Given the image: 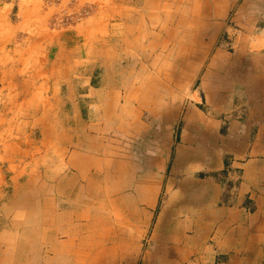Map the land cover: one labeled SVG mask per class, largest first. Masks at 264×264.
I'll list each match as a JSON object with an SVG mask.
<instances>
[{
    "label": "crops",
    "instance_id": "1",
    "mask_svg": "<svg viewBox=\"0 0 264 264\" xmlns=\"http://www.w3.org/2000/svg\"><path fill=\"white\" fill-rule=\"evenodd\" d=\"M150 4L139 1V15ZM183 7L186 13L167 18L160 13L140 17L150 21L145 32L158 43L145 45L146 37L137 38L143 48L165 44L169 66L154 62L149 80L139 81V88L155 89L152 96L160 104L158 90L166 87L172 97L163 115L180 114L183 160L170 171L161 208L171 217L163 230L169 233L173 258L168 263L264 264V0H184ZM124 20L117 24L123 26ZM166 23V37L159 39ZM129 44L120 47L126 50ZM63 46L51 50L56 57L50 60L49 81L56 88L51 95L58 102L60 89L71 88L67 97L77 108L76 122H85L72 134L71 128H41L47 143L27 145L29 157L15 163V174L8 175L11 187L0 191V264H85L90 257L94 262L99 231L102 247L111 246L110 235L106 238L111 220L105 219L109 186L105 180L94 186L87 120L93 103L98 105L93 113L102 118L104 104L107 110L116 107L103 97L119 86L111 78L123 66L111 63L112 51L92 44L80 47L67 40ZM121 52L114 56L127 58V51ZM59 56L74 63L56 64ZM160 72L168 74L161 80ZM177 88L182 93L177 95ZM9 168L4 164L2 171ZM160 186L153 181L139 187L142 195L148 193L146 206L155 205ZM96 190L105 199L95 196ZM100 215H105L103 228H97Z\"/></svg>",
    "mask_w": 264,
    "mask_h": 264
},
{
    "label": "rangeland",
    "instance_id": "2",
    "mask_svg": "<svg viewBox=\"0 0 264 264\" xmlns=\"http://www.w3.org/2000/svg\"><path fill=\"white\" fill-rule=\"evenodd\" d=\"M139 1L142 0H0V191L11 187L8 175L15 174V163L29 157L31 151L25 147L32 143H47L48 137L41 135V128L65 131L71 128L69 134H72L85 122L84 119L76 122L77 108L75 110L71 98L67 97L68 92L72 94L71 88L62 87L60 101H53L55 94L52 92L56 88L54 90L49 81L52 74L49 69L50 60L56 58L51 51L54 45L58 50H64L67 40L80 47L92 44L93 48L108 54L112 51L111 63L124 67L121 71L116 70L111 78L119 86L103 97L116 107L113 105V109L107 110L104 104L101 112L105 116L102 118L98 112L93 113L95 108L98 111V105L93 103L87 120L94 145L90 167L98 182L94 186L98 189L103 180L109 186L110 207L106 208L105 219L106 222L111 220V232L106 234V238L110 235L111 246L104 249L103 238L100 231L97 232L94 262L90 257L85 264H172L168 263V259H173L167 247L169 233L163 231L167 230V219L171 217L161 208L167 198V178L173 175L170 171L183 160L177 127L180 114L175 113L172 118L163 115L162 110L169 106L166 101L172 97L166 87L158 90L160 104H156L158 98L152 96V93L156 94L155 89L139 88V81L149 80L154 62H161L166 68L168 57L163 49L165 44L160 45L161 48H143L139 47L137 38L144 40L146 37L145 45L159 42L157 37L145 32L146 26H152L150 21L144 23L140 17L160 13L167 18L173 12L183 14L188 9L183 7L184 0H147L154 5L144 6L143 14L139 15ZM122 17L125 18L123 26L117 24ZM167 25L163 24L164 30ZM112 26L116 33L109 40L108 32ZM162 33L159 39L166 37V30ZM125 43H130L128 50L120 47ZM120 49L127 51V58L120 55L119 60V54L114 56L122 53ZM56 61V64L74 63L62 56ZM159 74L162 80L168 73ZM182 90L177 88L175 92L178 95ZM143 93L145 96L140 97ZM172 104L177 106L178 102ZM84 115L87 117L88 114ZM4 164H9L10 170L2 171ZM153 181H160L161 186L157 202L149 207L145 205L147 200H143L148 193L144 191L142 195L139 187ZM94 193L105 199L102 192L96 190ZM104 216H97V228L105 226ZM172 219L171 224L176 218Z\"/></svg>",
    "mask_w": 264,
    "mask_h": 264
},
{
    "label": "bare ground",
    "instance_id": "3",
    "mask_svg": "<svg viewBox=\"0 0 264 264\" xmlns=\"http://www.w3.org/2000/svg\"><path fill=\"white\" fill-rule=\"evenodd\" d=\"M141 84V83H140ZM65 168V167H64ZM100 169V168H99ZM99 175V174H98ZM45 187V186H44ZM94 207V206H93ZM138 229V228H137ZM67 235V234H66Z\"/></svg>",
    "mask_w": 264,
    "mask_h": 264
}]
</instances>
